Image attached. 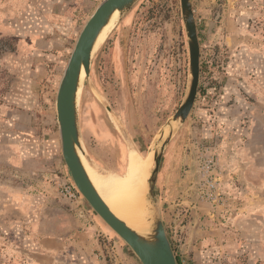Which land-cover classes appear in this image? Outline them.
Segmentation results:
<instances>
[{"label":"rangeland","instance_id":"374dc122","mask_svg":"<svg viewBox=\"0 0 264 264\" xmlns=\"http://www.w3.org/2000/svg\"><path fill=\"white\" fill-rule=\"evenodd\" d=\"M101 1L0 0V188L56 193L66 222L80 223L68 230L89 233L77 238L79 246L71 240L48 252L7 221L0 264H141L75 188V199L61 190L73 184L61 155L56 92ZM192 3L199 85L161 156L155 186L162 222L177 264H264V159L246 161L252 153L240 130L251 118L252 88L264 91V0ZM188 73L179 0H139L95 55L82 90L80 131L97 169L121 174L128 152L147 154L178 109Z\"/></svg>","mask_w":264,"mask_h":264},{"label":"water","instance_id":"95a60500","mask_svg":"<svg viewBox=\"0 0 264 264\" xmlns=\"http://www.w3.org/2000/svg\"><path fill=\"white\" fill-rule=\"evenodd\" d=\"M138 1L102 0L79 33L64 68L55 98L61 155L74 188L94 213L131 249L141 264H177L162 222L155 185L163 151L176 130L187 119L198 91L200 46L192 0H179L189 56L186 91L178 109L159 130L145 155L151 156L152 162L147 179V198L151 209L149 227L136 230L116 216L94 187L83 163L85 157L94 165L84 146L80 131L79 107L83 87L89 82L90 68L95 55L110 33ZM104 31L106 35L100 42Z\"/></svg>","mask_w":264,"mask_h":264},{"label":"crops","instance_id":"0c3cea01","mask_svg":"<svg viewBox=\"0 0 264 264\" xmlns=\"http://www.w3.org/2000/svg\"><path fill=\"white\" fill-rule=\"evenodd\" d=\"M259 88L260 86L252 88L251 96L255 102L250 106V121L244 127H240L241 133L248 137L247 145H250L249 150L252 153L249 157L244 154V157L253 164L260 162L259 157L264 159V91ZM240 103L244 106L247 102L241 100ZM4 108L1 109V113L6 111L7 107ZM21 189L23 188H0V224L4 228H8L6 222L9 221L12 229L15 228L16 233L23 236L26 241L48 252L57 251V246L66 248L71 240L72 246H79L77 238H88V232L77 230L72 233L68 230V227H72L71 224L76 226L80 223L78 220L66 222L64 203L55 199L56 193H53L54 197L51 198L48 194L39 192L37 195ZM61 223L65 226L60 230L53 227Z\"/></svg>","mask_w":264,"mask_h":264},{"label":"bare ground","instance_id":"6f19581e","mask_svg":"<svg viewBox=\"0 0 264 264\" xmlns=\"http://www.w3.org/2000/svg\"><path fill=\"white\" fill-rule=\"evenodd\" d=\"M105 31L100 42L106 35ZM83 163L94 187L116 216L136 230L149 227L151 209L147 198V179L152 164L151 156L143 158L137 151L131 150L127 153L121 174L103 173L85 157Z\"/></svg>","mask_w":264,"mask_h":264},{"label":"built area","instance_id":"2783aa9c","mask_svg":"<svg viewBox=\"0 0 264 264\" xmlns=\"http://www.w3.org/2000/svg\"><path fill=\"white\" fill-rule=\"evenodd\" d=\"M214 187H215V183H214V182H210V183L208 184V188H209V189H214ZM61 190H62V192H63V195H64L65 197H68L69 199H75V198L77 197V196H76L77 193H76L74 187L71 186V185L64 184V185H63V188H62Z\"/></svg>","mask_w":264,"mask_h":264},{"label":"flooded vegetation","instance_id":"af4514ba","mask_svg":"<svg viewBox=\"0 0 264 264\" xmlns=\"http://www.w3.org/2000/svg\"><path fill=\"white\" fill-rule=\"evenodd\" d=\"M115 43H113V45H114ZM113 49H114V47H113ZM115 50V49H114ZM128 59V58H127Z\"/></svg>","mask_w":264,"mask_h":264},{"label":"trees","instance_id":"16d2710c","mask_svg":"<svg viewBox=\"0 0 264 264\" xmlns=\"http://www.w3.org/2000/svg\"><path fill=\"white\" fill-rule=\"evenodd\" d=\"M177 262H178V259H177Z\"/></svg>","mask_w":264,"mask_h":264}]
</instances>
